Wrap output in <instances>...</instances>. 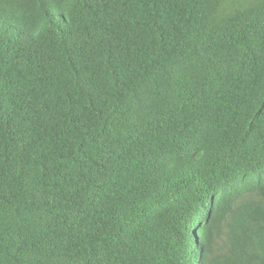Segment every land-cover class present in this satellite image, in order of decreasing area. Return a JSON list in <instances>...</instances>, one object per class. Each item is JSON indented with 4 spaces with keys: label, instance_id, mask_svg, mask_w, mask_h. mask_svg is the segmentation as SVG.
I'll list each match as a JSON object with an SVG mask.
<instances>
[{
    "label": "trees",
    "instance_id": "1",
    "mask_svg": "<svg viewBox=\"0 0 264 264\" xmlns=\"http://www.w3.org/2000/svg\"><path fill=\"white\" fill-rule=\"evenodd\" d=\"M0 264H264V0H0Z\"/></svg>",
    "mask_w": 264,
    "mask_h": 264
},
{
    "label": "rangeland",
    "instance_id": "2",
    "mask_svg": "<svg viewBox=\"0 0 264 264\" xmlns=\"http://www.w3.org/2000/svg\"><path fill=\"white\" fill-rule=\"evenodd\" d=\"M197 238H198V235H197Z\"/></svg>",
    "mask_w": 264,
    "mask_h": 264
}]
</instances>
